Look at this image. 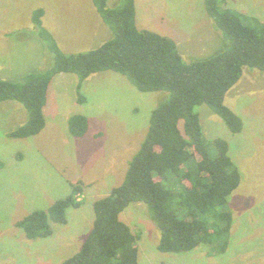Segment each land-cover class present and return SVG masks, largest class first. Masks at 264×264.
I'll return each mask as SVG.
<instances>
[{"label": "rangeland", "instance_id": "rangeland-1", "mask_svg": "<svg viewBox=\"0 0 264 264\" xmlns=\"http://www.w3.org/2000/svg\"><path fill=\"white\" fill-rule=\"evenodd\" d=\"M118 1L109 0V7ZM135 4L138 28L169 37L186 61L224 49L204 0ZM227 5L264 21V0H227ZM36 9L44 10L43 27L63 53L96 49L113 36L102 27L92 0H0V79L20 81L26 73L53 65L48 45L32 23ZM77 84L73 74L53 78L44 109L46 126L33 137L10 138L24 122H19V109L14 113L8 103L0 104V264H61L74 255L93 227L95 202L123 183L145 141L153 110L167 98L166 92H140L112 71L88 77L80 92ZM225 105L241 118V133H231L206 105L198 113L204 138L226 141L241 175L227 204L234 219L229 250L217 257H210L205 245L187 253L159 252L160 232L147 206L133 203L122 220L141 237L138 264H264V71L245 69ZM76 115L89 119L85 137L70 133L69 120ZM77 184L82 204L67 210V223H52L49 238L28 240L17 222L65 199Z\"/></svg>", "mask_w": 264, "mask_h": 264}, {"label": "trees", "instance_id": "trees-1", "mask_svg": "<svg viewBox=\"0 0 264 264\" xmlns=\"http://www.w3.org/2000/svg\"><path fill=\"white\" fill-rule=\"evenodd\" d=\"M92 1L113 36L86 52L63 53L43 27L44 10H34L32 23L54 63L44 72L26 73L20 81L0 79V104L16 102L27 113L25 123L8 136L29 138L43 131L48 90L60 74L75 75L80 92L88 77L112 71L140 92H166L167 98L153 110L145 141L123 183L95 202L91 231L61 264H138L141 237L122 220L133 203L147 206L160 232L159 252L187 253L205 245L210 257L226 254L234 222L228 198L239 187L241 175L229 144L204 138L198 109L206 105L231 133L243 131L241 118L225 105V98L245 69L264 71V21L233 9L227 0H204L224 49L186 61L169 37L138 28L135 0H119L115 7H109V0ZM89 129L85 116L69 120L74 137H85ZM80 193L77 184L71 195L16 226L28 240L51 237V224H66L67 210L81 206Z\"/></svg>", "mask_w": 264, "mask_h": 264}, {"label": "crops", "instance_id": "crops-1", "mask_svg": "<svg viewBox=\"0 0 264 264\" xmlns=\"http://www.w3.org/2000/svg\"><path fill=\"white\" fill-rule=\"evenodd\" d=\"M101 23H104V22H101ZM102 25H103L102 27H104V29L109 30V28L105 25V23ZM86 80H84V81L86 82ZM5 103H8L9 106L13 108L12 110H10V109L9 110L13 111L14 113H16L15 109H19L20 112H17V114H20L19 122L21 123L23 121L25 123V121L27 119V113H26L25 109L22 106H20L19 104H17L16 102H5ZM24 123H21V124L23 125Z\"/></svg>", "mask_w": 264, "mask_h": 264}]
</instances>
